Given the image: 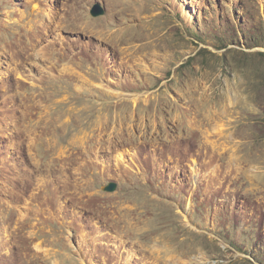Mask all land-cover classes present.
Wrapping results in <instances>:
<instances>
[{"label":"rangeland","instance_id":"obj_1","mask_svg":"<svg viewBox=\"0 0 264 264\" xmlns=\"http://www.w3.org/2000/svg\"><path fill=\"white\" fill-rule=\"evenodd\" d=\"M0 264H264V0H0Z\"/></svg>","mask_w":264,"mask_h":264},{"label":"water","instance_id":"obj_2","mask_svg":"<svg viewBox=\"0 0 264 264\" xmlns=\"http://www.w3.org/2000/svg\"><path fill=\"white\" fill-rule=\"evenodd\" d=\"M90 14H91L92 16L100 15V14H102V9H101L99 6H95V7L91 10ZM103 190L106 191V192H113V191L115 190V184H113V183H109L107 186H105V187L103 188Z\"/></svg>","mask_w":264,"mask_h":264}]
</instances>
